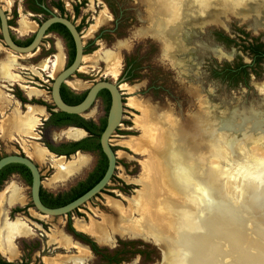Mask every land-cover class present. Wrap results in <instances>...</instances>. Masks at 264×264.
Wrapping results in <instances>:
<instances>
[{"label": "rangeland", "instance_id": "obj_1", "mask_svg": "<svg viewBox=\"0 0 264 264\" xmlns=\"http://www.w3.org/2000/svg\"><path fill=\"white\" fill-rule=\"evenodd\" d=\"M27 4V0L0 1L11 23V33L18 41L29 38L48 17L31 12ZM46 5L50 12L62 14L77 25L82 36L85 60L81 62V69L65 85L71 89L68 83H74L75 89L71 90L78 94L103 80L116 83L121 79L119 84L123 87L120 90L123 116L110 139V144L116 150V168L105 189L73 212L70 220L73 228L75 222L81 220L85 226L102 229L101 236L85 234L95 241L103 253L95 255L86 245L73 239L65 228L67 217L53 218L38 214L32 207L29 189L13 177L2 184L0 192L14 185L22 203L9 205L3 202L0 205V223L2 217L10 222L19 219L28 228V233L13 238L14 254L0 249V257L10 262L22 261L28 264H107L106 259H115L118 264H161L165 252L164 261L171 264L170 252L177 251L181 246L177 240L180 236L187 237L192 233L191 222L197 205L192 197L180 193L167 180L159 181L164 170L157 166L161 158L155 150L159 152L163 148L167 139L165 136L171 128L179 127V130L186 131V128L192 127L195 117H202L212 111L217 112L216 115L228 110H236L237 114L249 109L255 111L259 105L264 104V62L253 64L246 48L254 43H264V28L255 27L251 20L226 13L221 22L208 19L201 27L189 32L185 41L181 39L186 46L185 52L171 58L163 39L152 29V0H46ZM96 21H99L97 25ZM23 22L34 29L21 31ZM93 26L96 27L92 29ZM214 50H218L222 58L217 57ZM106 52L112 53L120 61L116 78L108 74L110 65L105 59ZM56 56L60 59L55 76L63 69L67 54L61 39L53 33L45 35L35 53L25 56L9 51L0 37V125L3 129L0 130V158L18 152L27 155V152H32L35 144L44 148L46 133L52 143L73 141L64 138L62 131L49 129L45 132L42 129L44 119L48 116L45 109L53 107L49 90L54 78L49 76L50 70L43 71V66L55 60ZM178 58L184 62V66L178 64ZM126 61L134 63V76L128 81L122 77ZM238 64L247 66L246 78L240 76V80L234 84L228 78L218 75L225 66L234 67ZM4 70L19 77L21 81L8 79L3 75ZM27 87L33 88L36 95L29 93ZM18 97L24 104L19 103ZM130 99L135 100L141 109L131 106L128 103ZM28 107L34 108V117L38 120L31 134H23L17 131L13 123L10 124L9 119L14 109L21 117L26 116L29 113ZM106 112L104 103L97 99L87 115L81 117L97 123ZM219 122L222 126L235 124V121L223 119ZM132 137L143 142L149 140L144 142L148 143L149 149L146 146L147 150L143 154L132 152L125 146ZM251 146L248 159L259 162L264 160V145L252 150ZM223 148L229 152V158L233 159L229 148ZM239 153H236L237 162H233V172L226 179V190L231 196L233 207H240L241 189L247 181L235 171L240 166ZM196 156L200 157V154ZM196 156L181 157L180 163L177 165L174 162V166H181L179 169L185 171L192 163L203 164L201 175L208 180L215 177L213 174L223 173L218 171V164H207L205 159H201L203 155L199 160H196ZM78 157H83L86 164L61 181L56 178L58 170L53 163L57 158L55 155L50 161L44 162L30 159L37 164L42 174L45 190L58 194L67 192L93 169L95 162L87 154L64 158L63 163H72ZM208 160L214 162L216 159ZM150 182L155 184L151 200L143 201L142 197L152 185ZM254 182L257 184L258 180ZM155 202L157 207L154 208ZM254 202L259 204L263 199L258 198ZM18 209L21 211L15 213ZM220 244L223 252H226L227 245L223 241ZM228 254L229 251L227 255L219 257L220 262L217 264H235L234 252L233 255ZM103 255L107 258L104 259Z\"/></svg>", "mask_w": 264, "mask_h": 264}, {"label": "bare ground", "instance_id": "obj_2", "mask_svg": "<svg viewBox=\"0 0 264 264\" xmlns=\"http://www.w3.org/2000/svg\"><path fill=\"white\" fill-rule=\"evenodd\" d=\"M0 1L5 3V0ZM152 1L154 6L151 9L152 13L150 11V16L154 25L152 29L163 39L164 47L171 58L178 57V55L180 56L185 52L186 46L181 39L185 41L189 32L201 27L208 19H213V22H221L226 13L240 16L239 12L245 13L244 11H246L249 13L247 15L248 19L243 20H251L256 26H264V11L261 17L253 15L256 14L254 11L255 7L259 5L261 7L264 6V0ZM7 5L8 3H6V6ZM98 23L99 21H96V25ZM95 27L96 26H93L92 29ZM26 28L34 29V27L23 22L20 30H27ZM217 51L218 50H214V54L222 58L221 53L219 54ZM59 59L56 56L55 60L49 61L48 64L43 66V71L50 70L48 73L52 78L55 77ZM105 59L110 65L108 74L112 78H116L120 66L119 59L115 58L110 52L105 53ZM84 60L85 57L82 58V61ZM177 60L180 66H184V62L180 61V58ZM3 75L10 80L21 81L19 77L14 76L7 70L3 71ZM67 82L68 80L66 84ZM68 85L71 89H75L74 83L70 82ZM27 89L29 93L36 95V91L33 88L27 87ZM118 89L120 91L123 87L121 88L119 86ZM262 91L264 92V86L262 87ZM128 103L135 108L138 107L135 100L130 99ZM138 109L141 108L138 107ZM32 111L33 109L28 110L29 113L27 117L23 116L22 119L18 115H15L13 118L14 120L11 118L17 130H23L24 132L25 128L29 130L34 129L37 125L36 121L38 118L30 116ZM228 111L221 115H219L220 112L216 115L217 112L213 113L212 111V113L203 115L204 117H195L192 127L189 126L188 129L186 128V131L179 130V127L171 128V130L169 128L170 132L168 131L167 134L166 132L164 133V136L166 134L165 137H167L165 145H162V141L161 145L163 148H161L159 152L155 150L157 155L161 158L157 166H159L158 168L161 167V170H164L162 172V177L161 172H158L161 177L159 181L164 182V179L166 182L167 180V183L170 186L172 185V187L175 186L180 193H183L187 197H192L197 205L194 218H192L191 222L192 233L187 237L180 236L177 241L181 246L176 249L177 251L170 252L172 254L171 257V254L168 253L172 260L171 264H217L220 262L219 257L222 258L223 255H227V251H229V254L234 252V255H232L234 256L233 258L235 260L233 262L235 264H264V208L262 206V203H264V190H261L264 188V160L260 162L252 161L248 159L247 156L251 145H253L250 148L251 150L258 147L261 148L264 145V104L261 106L259 105L255 111L254 109H249L242 113L239 112V114H237L236 110ZM87 113L84 115H87ZM91 113L92 112H90L88 116ZM222 119L231 122L235 121V124H231V127L222 126V123L219 122L222 121ZM220 126L222 127L220 128ZM62 133L64 138L73 141L80 140L84 137V133L79 129L68 128L62 130ZM164 136L162 135L161 137L164 138ZM250 141L254 142H251V144L249 143ZM144 142L142 140L133 139L132 137L131 140L127 141L125 146L134 153L143 154L149 149L148 143L146 144ZM223 147L229 148L230 153L233 154V159L229 158V152ZM237 151L238 153L240 151L239 154L241 158L238 161L240 166H237L238 168H236L235 171L247 181H245V186L241 189L243 191L241 193L242 200L240 207H233L231 196L228 190H226L228 189L226 179L228 177L230 178L233 172V162H237L235 160ZM27 153V158H35L42 162L50 161V158L53 157L52 154L39 144H35L32 148V152ZM198 153L200 157L196 156ZM201 155H203V158H201ZM195 156L196 160L200 158L205 159L207 164H212L213 166L218 164V171L223 173L213 174L215 177L208 180L201 175L203 164L192 163L193 165H190L185 171H183L184 169H179L181 166H174V162H177V165L180 163L181 157L194 158ZM210 158L216 160L213 162L208 160ZM63 159L64 157H57L53 160L58 170L56 176L58 181L66 179L86 164V160H84L83 157H78L76 161L68 164L63 163ZM255 179L256 181L258 180L257 184H254ZM152 185L149 187L148 192L146 191L147 193H145L144 197H142L143 201L151 200V191L154 189L155 184ZM157 191L158 190H156V192ZM258 198L263 199V202L259 204L254 202L257 201ZM3 202H7L9 205L22 202L18 189L14 185L8 186L3 192H0V205H2ZM156 202L155 206L153 205L154 208L157 207ZM74 228L80 232L87 234L92 233L96 236H101L103 232L100 228L85 226L81 220L75 222ZM26 233H28V228L19 219L8 222L5 217H2L0 223V249L14 254L13 238L24 236ZM220 241H223L224 244L227 245L228 250L225 248L226 252H223ZM161 248L164 251L163 247ZM164 254L166 253L164 252ZM164 254L161 264L165 262ZM165 264H167V262H165ZM228 264L232 263L229 262Z\"/></svg>", "mask_w": 264, "mask_h": 264}, {"label": "water", "instance_id": "obj_3", "mask_svg": "<svg viewBox=\"0 0 264 264\" xmlns=\"http://www.w3.org/2000/svg\"><path fill=\"white\" fill-rule=\"evenodd\" d=\"M54 24H60L64 26L69 32L74 44V59L68 67L63 68L54 77V79H52L50 98L53 106H55L56 110L59 112L69 115L83 116L91 109L97 99L98 93L102 90H106L109 93L110 106L106 116L105 128L99 137L100 150L107 161L106 170L101 179L88 191L63 206L49 208L42 204L39 197V191L41 186L40 173L36 165L29 158H27L25 155H6L0 158V171L9 164H20L25 166L29 170L31 175L30 198L34 210L42 216L53 218L67 217L68 214H71L74 211L78 210L81 206L85 205L93 198H95L98 194H100L101 191L104 190L107 184L110 182L114 170L116 168V152L113 150L112 145L110 144V139L113 136V133L115 132L117 127L121 124V119L123 116V97L122 93L118 89L120 86L119 81L121 79L116 83L106 80L94 83L87 90L84 99L78 104L69 105L62 100L60 94V88L62 84H66V81L69 80L70 77L74 76V74L80 68L82 58L84 57V46L82 42V36L80 35V32L77 30L76 25L72 23V21L68 20L66 17L51 14L50 17H48L38 25L31 42L26 46H20L13 41L10 32V26L8 25V18L4 10L0 7L1 40L9 51L17 55L25 56L33 54L38 49L48 29ZM68 128L79 129L84 133V135H86L85 130L75 126H68L66 128H63V130H66ZM47 151L49 152V150ZM76 154H82V152L77 151L75 155ZM7 264L21 263L14 262Z\"/></svg>", "mask_w": 264, "mask_h": 264}, {"label": "trees", "instance_id": "obj_4", "mask_svg": "<svg viewBox=\"0 0 264 264\" xmlns=\"http://www.w3.org/2000/svg\"><path fill=\"white\" fill-rule=\"evenodd\" d=\"M59 10H60V12L62 11V9H59ZM39 11L43 12L42 9H39ZM52 30H57L66 39L69 50H70V58L71 59H70L69 63L71 64V61H72L73 55H74V44H73V41H72V38H71L69 32L67 31V29L64 26H62L60 24L52 25L49 28V31H52ZM30 41H31V39H28V40L23 41V42L16 41V43L18 45L25 46V45H28L30 43ZM246 48L250 52L251 58L253 60V64H260L262 59L264 58L261 55V50H260L261 45L254 43V44L248 45V47H246ZM221 74L218 73V75H220L224 78H228L229 80H231L235 84L236 82H238L240 80L239 79L240 76H242L243 78L247 77V75H248L247 66L244 64H238V65H235L234 67L225 66L222 69ZM133 76H134V63L132 61H126L125 66H124V70L122 72V77L124 78V80L128 81V80L132 79ZM64 91L67 92L66 95H64ZM60 94H61L62 100L65 103H67L69 105H75V104L80 103L83 100L86 92L78 95V94H75L74 92H72L68 87L63 85V88L60 90ZM98 96L103 97L107 103L109 102V94L106 90L100 91L98 93ZM18 99L20 101L24 102L19 97H18ZM47 124L75 126L78 128L87 127L90 130V136L88 138H85V139L80 140L78 142L72 143V145H74L75 148L73 149V151L71 153L75 152L76 150H87L86 147H84V146L82 147L81 145L84 144L85 142L89 141V142H91L90 148L92 150H98L100 157H101L100 165L94 171V173H97L95 176H93L94 175V173H93L92 175L89 176V178L86 181L78 182L68 192L57 195L55 198L51 197L47 201L43 202V204L47 207L56 208V207L63 206L65 204L73 201L74 199L78 198L82 194H84L93 185H95L103 176V174L106 170V167H107V161H106V158L103 155V153L100 151L99 137L105 128V119L100 120V125L98 126L95 123H93L92 121L85 120L78 115H69V114H65L62 112H56V113L51 114V116L47 120ZM79 146H81V147H79ZM48 149L53 153L59 152L57 149H55L53 147H48ZM71 153L67 152L65 155H68ZM58 154H64V153H58ZM3 178H4V174H3V170H2V171H0V185L2 183ZM69 216H70V214L68 215V217ZM66 230H67L68 234L72 235L76 240H78L82 244L88 246L90 251L93 254L102 255L103 251H101L99 249V247L97 246V244L93 240H91L88 236H86L82 233L76 232L72 228L71 221L69 218L67 221ZM117 254H118V252L116 253V256H117ZM103 258L104 259L107 258L106 255H103ZM106 260H107V264H118L115 259H106ZM0 264H3V262H0Z\"/></svg>", "mask_w": 264, "mask_h": 264}, {"label": "flooded vegetation", "instance_id": "obj_5", "mask_svg": "<svg viewBox=\"0 0 264 264\" xmlns=\"http://www.w3.org/2000/svg\"><path fill=\"white\" fill-rule=\"evenodd\" d=\"M27 9H29L31 12H33V13H36V14H45V15H47L48 17H50V15L51 14H54V13H52V12H50L49 11V9L47 8V5H46V0H27ZM1 7V6H0ZM39 9H42V11L43 12H40L39 11ZM254 11H255V13L256 14H253V15H257L258 17H261V15H262V12L264 11V6H257V7H255V9H254ZM5 12V11H4ZM245 13H243V12H239L240 13V18H242V19H248V14L249 13H247L246 11H244ZM6 13V12H5ZM56 15V14H55ZM6 16H7V14H6ZM58 16H61V17H66V16H64V15H58ZM47 17V18H48ZM264 17V16H263ZM7 18H8V16H7ZM46 18V19H47ZM67 18V17H66ZM68 19V18H67ZM45 20V19H44ZM43 20V21H44ZM69 20V19H68ZM42 21V22H43ZM73 23V22H72ZM10 21H9V18H8V25L10 26ZM255 27H262V28H264V26H262V25H260V26H256L255 25ZM76 28H77V30L79 31V27L76 25ZM10 32H11V28H10ZM35 33V32H34ZM34 33L29 37V38H27V39H25L24 41H26V40H28V39H31L32 40V38H33V36H34ZM48 33H53L54 35H56L57 37H59L60 39H61V41L63 42V46H65V48H66V54H67V58H66V62H65V65H64V67L63 68H66V67H68L69 65H70V50H69V47H68V44H67V41H66V39L64 38V36H62V34L60 33V32H58L57 30H52V31H49V29H48V31L46 32V34H48ZM45 34V35H46ZM11 36H12V39H13V41L16 43V41H18V40H16L14 37H13V35H12V33H11ZM1 37V36H0ZM45 37V36H44ZM2 41V40H1ZM20 42H23V41H20ZM31 42V41H30ZM3 43V42H2ZM17 44V43H16ZM257 44H260L261 45V55L264 57V43L262 42H259V43H257ZM4 45V44H3ZM18 45V44H17ZM5 46V45H4ZM21 46V45H20ZM26 46V45H25ZM61 46V45H60ZM61 48H62V46H61ZM63 49V48H62ZM36 52V51H35ZM34 52V53H35ZM219 54H220V52L219 51H217ZM222 55V54H221ZM73 59H74V55H73ZM73 59H72V61H73ZM72 61H71V63H72ZM261 62H264V58L262 59V61ZM18 85V84H17ZM63 85H65V84H62V86H61V88H60V90L63 88ZM19 86V85H18ZM66 86V85H65ZM67 87V86H66ZM70 89V88H69ZM71 90V89H70ZM51 91V87H50V90H49V92ZM72 91V90H71ZM72 92H74V91H72ZM85 92H87V91H85ZM75 93V92H74ZM67 94V92L66 91H64V95H66ZM75 94H78V93H75ZM82 94V93H81ZM109 94V93H108ZM78 95H80V94H78ZM86 95V94H85ZM85 97V96H84ZM18 99V98H17ZM30 99V98H29ZM84 99V98H83ZM97 99H101V101L104 103V105L106 106V108H107V112H108V109H109V106H110V95H109V102L107 103L106 102V100L103 98V97H100V96H97ZM96 99V100H97ZM19 100V99H18ZM20 101V100H19ZM19 103H22V104H24V102H22V101H20ZM45 111H46V113H47V118L46 119H44V123L42 124V129L46 132L47 130H49V129H52V130H57V131H61V129H63V128H66V127H68V126H64V125H51V124H47V120L49 119V117L51 116V114L52 113H56V112H59V111H57L56 110V108H55V106H53L52 108H46L45 109ZM107 112H106V115L102 118V119H100V120H103V119H105V125H106V116H107ZM81 117V116H80ZM83 118V117H82ZM84 119V118H83ZM86 120V119H85ZM100 120L97 122V123H95L94 121H92L93 123H95L96 125H100ZM91 121V120H90ZM85 127V126H84ZM83 130H85L86 131V135H84V137L83 138H81L80 140H83V139H85V138H88L89 136H90V130L87 128V127H85V128H82ZM40 132V131H39ZM40 133H42V132H40ZM43 134V133H42ZM48 134L46 133V134H44V138H45V146H44V148H46L47 150H49L48 149V147H53V148H55V149H57L59 152L58 153H64V154H58L57 152L56 153H53V152H51L50 150H49V152H51L53 155H55L56 157H62V156H64V158H69V157H71V156H73V155H75V153L77 152V151H80V152H82V154H87V155H89L90 157H91V160L92 161H94L95 163H94V167H93V169L87 174V176L83 179V180H80L81 182L82 181H86L88 178H89V176L90 175H92L93 173H94V171L97 169V167L100 165V162H101V157H100V154H99V151L98 150H92L90 147H91V142H89V141H87V142H85L84 144H82L81 146L83 147H86L87 148V150H76L75 152H73V153H71L72 151H73V149L75 148V146L74 145H72V143H75V142H73V141H71V142H59V143H52V142H50L49 141V139H48V136H47ZM79 140V141H80ZM76 142H78V141H76ZM81 146H79V147H81ZM112 148H113V150L114 151H116L115 149H114V147L112 146ZM101 151V150H100ZM67 152H69V153H71V154H68V155H65ZM13 155H21V153L20 152H18V153H15V154H13ZM22 155H24V154H22ZM26 156V155H25ZM30 159V158H29ZM31 160V159H30ZM33 163H34V161L33 160H31ZM35 165H36V167L38 168V166H37V164L36 163H34ZM3 174H4V178H3V180H2V183H1V185H0V187L2 186V184L4 183V182H6V181H8V179H10V178H16L17 179V181L19 182V183H21L23 186H25L27 189H29V191L31 190V175H30V172H29V170L25 167V166H23V165H20V164H9V165H7V166H5L3 169ZM1 170V171H2ZM38 170H39V168H38ZM39 173H40V178H41V186H40V191H39V197H40V201L42 202V204H43V202H45V201H47L49 198H55L57 195H60V194H63V193H58V194H54V193H52V192H50V191H47V190H45V188L42 186V181H43V178H42V174H41V172H40V170H39ZM97 173H94V175L93 176H95ZM80 181H78V182H80ZM77 182V183H78ZM76 183V184H77ZM75 184V185H76ZM71 188H73V187H71ZM70 188V189H71ZM20 189V188H19ZM69 189V190H70ZM68 190V191H69ZM67 191V192H68ZM103 191V190H102ZM101 191V192H102ZM64 193H66V192H64ZM30 200H31V198H30ZM22 203V202H21ZM21 203H18V204H21ZM17 204V203H16ZM31 204H32V202H31ZM44 205V204H43ZM32 207H33V204H32ZM47 207V206H46ZM50 208V207H49ZM33 209H34V207H33ZM18 211H21L20 209H18V210H15L14 212L15 213H17ZM75 212V211H74ZM72 214V213H71ZM71 214H70V216L68 217V215H67V221H68V218L71 220ZM15 221V220H14ZM8 222H10V221H8ZM13 222V221H12ZM66 226H67V222H66ZM66 228V227H65ZM72 228H73V226H72ZM74 229V228H73ZM76 232H79V233H82V234H84V235H86V236H88L89 238H90V236L89 235H87V234H85V233H83V232H80V231H77L76 229H74ZM67 231V230H66ZM68 233V232H67ZM71 237L73 238V239H75L72 235H71ZM91 239V238H90ZM76 241V240H75ZM95 242V241H94ZM81 243V242H80ZM88 247V246H87ZM88 249H89V247H88ZM90 250V249H89ZM92 253V252H91ZM0 262H3V264H7V263H14V262H10V261H7L6 259H4V258H1L0 257ZM15 263H21V264H28L27 262H22V261H19V262H15Z\"/></svg>", "mask_w": 264, "mask_h": 264}, {"label": "crops", "instance_id": "obj_6", "mask_svg": "<svg viewBox=\"0 0 264 264\" xmlns=\"http://www.w3.org/2000/svg\"><path fill=\"white\" fill-rule=\"evenodd\" d=\"M31 109H33V111L31 112V114H30V116H32V117H34V113H35V110H34V108H32V107H28V110H31ZM15 115H18L19 117H21L20 115H19V113H18V111L16 110V109H14V112H13V114L11 115V118L13 119L14 117H15ZM29 116V117H30ZM25 117H27V114H26V116ZM9 119L10 121V124L11 123H13V120L12 119ZM21 119H22V117H21ZM12 121V122H11ZM0 130L2 131L3 129H1V125H0ZM34 129H27V128H25L24 129V132H23V130H17V131H19V132H22L23 134H31V132L33 131Z\"/></svg>", "mask_w": 264, "mask_h": 264}]
</instances>
